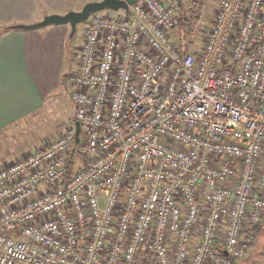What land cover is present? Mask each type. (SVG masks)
I'll return each instance as SVG.
<instances>
[{
	"label": "built area",
	"instance_id": "2783aa9c",
	"mask_svg": "<svg viewBox=\"0 0 264 264\" xmlns=\"http://www.w3.org/2000/svg\"><path fill=\"white\" fill-rule=\"evenodd\" d=\"M123 10L83 29L80 130L0 167V264H235L264 221V0Z\"/></svg>",
	"mask_w": 264,
	"mask_h": 264
},
{
	"label": "crops",
	"instance_id": "0c3cea01",
	"mask_svg": "<svg viewBox=\"0 0 264 264\" xmlns=\"http://www.w3.org/2000/svg\"><path fill=\"white\" fill-rule=\"evenodd\" d=\"M91 1L96 0H0V134L33 126L34 115L55 90L75 46L78 67L84 39L82 33L80 43L74 45L76 31L69 23L34 29L11 26L31 24L51 13L81 10Z\"/></svg>",
	"mask_w": 264,
	"mask_h": 264
},
{
	"label": "rangeland",
	"instance_id": "374dc122",
	"mask_svg": "<svg viewBox=\"0 0 264 264\" xmlns=\"http://www.w3.org/2000/svg\"><path fill=\"white\" fill-rule=\"evenodd\" d=\"M216 2H211L207 5V11L204 13L206 25L194 38H190V45L195 49L203 44V40L210 29L215 16ZM114 14L123 13V9L109 10ZM102 12V11H101ZM87 21L81 22L75 33V44H79L82 32L86 26ZM181 26L177 27L171 32V37L178 44V37L180 36ZM73 45V46H74ZM78 46L73 48L72 58L66 67V72L58 77V84L54 91L48 96L44 108L41 112L34 115V122L31 128H26L25 131H16L15 133L0 134V167L9 162L15 161L28 151L35 149L44 143L45 140L57 137L61 132L72 126L75 122V107L72 99V86L70 82V75H72L77 64ZM39 113V114H38ZM252 247L247 253L248 255L241 259L238 264H264V221L259 228V233L255 235ZM237 264V263H236Z\"/></svg>",
	"mask_w": 264,
	"mask_h": 264
},
{
	"label": "water",
	"instance_id": "95a60500",
	"mask_svg": "<svg viewBox=\"0 0 264 264\" xmlns=\"http://www.w3.org/2000/svg\"><path fill=\"white\" fill-rule=\"evenodd\" d=\"M137 0H96L88 2L81 10H70L64 14L51 13L46 15L42 20L31 24H17L15 28L34 29L42 28L51 24H66L69 23L72 31L77 30L78 24L86 21L92 13L102 10H119L128 9L130 5L134 4ZM179 4L183 5V0H178ZM77 131L80 130V123H76Z\"/></svg>",
	"mask_w": 264,
	"mask_h": 264
},
{
	"label": "trees",
	"instance_id": "16d2710c",
	"mask_svg": "<svg viewBox=\"0 0 264 264\" xmlns=\"http://www.w3.org/2000/svg\"><path fill=\"white\" fill-rule=\"evenodd\" d=\"M125 11H128V10H125ZM196 13H198V14H193V16H192V21H191V23L194 25V24H196L197 22H198V18L200 17V15H201V12H200V10H199V7H197V9H196V11H195ZM185 20H187V18H184V19H181V22H183V24L185 23ZM11 28H15L14 26H11ZM11 28H9V27H7V28H5L6 30L7 29H11ZM70 164L72 165V162H70ZM261 225H262V223H260V224H258L257 226H256V229H255V235H257L258 233H259V228L261 227ZM235 264H236V262H235Z\"/></svg>",
	"mask_w": 264,
	"mask_h": 264
}]
</instances>
